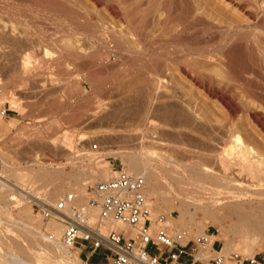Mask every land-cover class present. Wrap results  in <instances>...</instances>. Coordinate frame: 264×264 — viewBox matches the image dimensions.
Instances as JSON below:
<instances>
[{
  "label": "rangeland",
  "instance_id": "1",
  "mask_svg": "<svg viewBox=\"0 0 264 264\" xmlns=\"http://www.w3.org/2000/svg\"><path fill=\"white\" fill-rule=\"evenodd\" d=\"M121 1L122 0H61L60 2L64 6L67 5L66 7L68 9L80 16L76 17L75 14H69L60 9H54L47 5L35 3L33 0H0V18L2 17L4 22L10 19V21L7 22L9 25L15 20L12 24L16 22L14 25H16V27L18 25L22 29L17 27L19 33L17 31L15 32L18 33V36L20 34L22 37L21 34H23L22 39L18 36L17 39L19 40L20 38L21 42L24 38H27L28 41L30 39L31 41L34 39L37 41L29 42V47V45L26 44L27 40L24 39L26 45H24L23 42L22 44L24 46L20 47L21 45H17L20 49L13 44L11 45V43L6 40L0 41V45L3 47L0 48V94L9 95L14 91L13 93H15L16 100V105H12L6 100L5 103L0 106V110H7V114L10 116V118L4 117L2 123H0V158L5 160V172H3V175L5 174L15 179L14 177L17 176L16 173H20L21 175L26 174L21 180L15 179L17 184L14 186L12 185V188H5L3 194H0V207H2L0 208V219H2V221L0 220V232L2 240L5 243L9 244L15 241V246L19 248V255L32 261L34 264L98 263H96L95 260L88 259V255L90 254L89 250L85 248L82 250L80 245L71 249L75 257L77 256L80 259L79 262L75 260L65 262L60 256H58L59 258L55 256L54 258L52 257L46 260L36 256V254L31 251V241H28L30 239L27 238L24 233L25 224L40 226V230L46 234L50 232L46 230L49 219H44L41 215V207L44 205L42 206L41 203L31 197V193L35 192V194L47 204H50L47 200H54L53 203L55 204V202L65 194L73 192L78 195L77 202L84 203L87 194L92 193L94 186L98 182L108 180L114 177L120 169L126 168L123 154L120 153L122 151L133 150L136 146L139 147L138 149H146L149 147L158 152L173 154V160L186 161L194 160L190 158L192 157L190 154L195 155L196 152L198 153L199 149L204 150H202L203 152L201 153H205V149L206 152L210 153V150L213 148V150L219 148V151L221 147L225 148V145L228 144L227 141H229V136L227 137L228 133L218 127L220 121L227 117V110L224 108V105L217 98L207 94L203 88L195 84L190 78L184 76L179 68L180 63L173 60V58H181L187 55L189 51H198L205 45L216 48L223 35L219 26H230L231 22L235 21L247 26L249 20L235 17V15L231 13V10H229L230 8L222 6V4L216 0H192L191 2H193V5L200 7L202 12H204L203 16L206 18L204 19L205 21L213 20L217 24H221L209 29L208 24L204 20H200L198 17H190V19H188L189 21H187L188 25L186 23L181 26V17H179L180 12L186 11V6L181 0ZM162 15H164V17H162ZM165 16L167 18H165ZM216 16L221 19L216 18ZM210 17L213 19H210ZM135 18L137 19L134 20ZM146 18L148 19L146 20ZM156 18L157 20H155ZM140 19L142 21L145 20L147 24L146 22L140 21ZM163 19L165 21H163ZM200 21L201 23H199ZM136 22L142 24L140 31L141 29H145L144 32L147 31V34H143L145 38H142L140 41H138L134 35L138 31ZM143 23L147 25V28L144 27L145 24L143 26ZM202 23L205 25L203 24L202 26ZM260 23L263 24L264 20ZM165 25L167 26L166 28ZM250 31V28L243 29L244 33ZM16 33H13L15 35L13 38L16 37ZM68 36L70 38L76 37L77 39L80 37L83 38V40L82 38L80 39L82 40L80 42H82L83 48L85 47V53L82 57L76 58V48H66L65 41ZM64 37L66 40H64ZM199 38L201 41H199ZM256 38L260 44L262 43L261 46L264 48L263 34L257 32ZM2 42L5 46L2 45ZM32 43H35V45L32 46ZM46 48L50 51V55L54 57V60L52 64L46 68L39 67L38 70L34 72L35 74L24 72L20 69V65L16 63L18 61L20 63V57L25 50L34 49L33 51L36 55L38 53L39 55H37V57L40 58L43 56L44 49ZM10 50L13 51V54L10 53ZM8 52L9 54H7ZM12 57H15L12 61L7 60V58L11 59ZM81 59H84L85 62ZM79 61L84 65L87 63V67L85 68L84 66V69L82 66L83 64H80ZM112 61H115V65H112ZM155 63L160 65L164 64L163 67L167 69L166 80L169 84L165 80L167 84L165 85L167 86L166 89H168L169 86L170 89H168V91H163L164 94L168 92V95L159 97L155 99L154 102L148 98L146 94V91H148L146 87H149V83L147 84V82H144V84L138 80L144 76V73H147L146 76H148L149 69L147 68L149 65ZM78 64L81 65L83 69L81 67L78 68ZM65 65L68 66L66 67L67 69H65ZM108 66H110V69ZM99 67L103 70H99ZM72 71H79L81 76H83L79 87L75 90H72V87H66V80L70 76L69 73ZM86 77H89L90 80L89 78L86 79ZM259 80L261 82L258 80V82L254 81V85L259 86L257 90L261 93L260 95L258 93L259 96H257L262 98V96H264L262 95V93L264 94V88L262 87L264 85V78ZM224 82L221 83V86H224L223 90H226L225 92L227 95L238 102L242 101L247 104V97L243 94L245 87L241 82L239 83L238 80H226L225 85ZM144 85H146V87L142 89L141 86L143 87ZM261 87L262 89H260ZM172 92H174V95ZM170 93H172L171 95L175 98H172L175 106H177L176 103L178 104L179 101L181 102L183 100L182 102L185 105L187 104V106H185L181 103L183 104V106H181L183 111L186 112L187 110V113L192 116L194 115L197 121L200 123L203 122L202 124L199 122L197 123L200 124L198 126L199 129L201 127L199 131L201 133L198 131H189V129L185 128H176L173 126L174 124L167 126L163 124L162 119H164L168 112L165 110V107H167V109L170 108L168 109L170 111H176L178 107H180V104H178L177 107H169V102L173 105V103H171L173 101L170 100L172 97ZM142 95L144 98L141 97ZM168 96H170V98ZM257 96L256 98L253 97L252 100L255 98L257 100L254 99L253 101L256 104H263V98L261 99ZM241 97H243V100H241ZM161 101H169L166 102V106L163 105L164 109L162 108L163 103ZM258 101L262 102L259 103ZM79 103H81L82 106L81 104L79 105ZM188 104L190 109H188ZM151 107L152 109H150ZM171 108L177 109L171 110ZM164 110V115H161ZM135 112H137L136 115L138 116H135L137 117L136 119H134L133 116ZM148 112H150V115L151 112L153 115L156 114L152 116L155 117V119L157 116V124L155 126L145 125L141 128L142 130L137 129V127H140L138 125L141 124V121L143 122L142 119L145 118L144 116H146ZM195 113L199 116L195 115ZM142 114H144V116ZM80 116L81 118H79ZM133 121L136 122L134 123ZM235 122V124H237V126L235 125L237 129H235V127L234 129L237 130L236 132L238 133H235V131L233 133L240 134V136L243 137L246 142L253 145L256 150L264 153V130L253 121L250 113H248L246 109H243L239 113V116H236ZM155 127L157 129H155ZM158 128L162 130L158 132ZM217 129H219V132ZM164 130L167 132L164 133ZM182 131H185L186 134L189 132L187 134L188 137H192L193 140L196 141V144L195 141L192 140L191 142V140H188V137L185 136L186 134L184 135ZM161 132L164 135H162ZM207 132L209 133L208 135ZM202 133L205 134H203L204 139H202L205 141V143L203 141L205 145L201 144L202 140L198 139L200 134L202 136ZM144 135L146 138L143 140V138L140 137ZM215 135L218 140L214 138ZM220 135L224 136L222 137L223 139L219 137ZM152 136L155 139H152ZM208 136L212 139L210 145H207L209 142L208 140H210ZM148 139H152L153 141L151 142V140L149 141ZM186 142H188V144ZM213 142L216 143L212 144ZM225 142H227V144H225ZM197 143L198 145L201 144V147L204 146L205 149L198 146ZM94 144H97L98 148L95 149L93 147ZM185 149L189 151V154L186 153ZM207 149L210 150L207 151ZM211 153H213V151H211ZM205 154L209 156L207 157L208 159L210 158V160L207 159L205 161L210 162L211 165L214 164L212 166H216L217 168L218 164H216V160L212 159L213 157H210L209 154ZM154 160H156L154 163L157 168L166 165L164 162L161 163L159 161L160 159ZM99 167H107L111 169L113 173H111L110 177L107 179L95 175V171ZM45 171H49L50 175L44 176L43 173ZM81 171H88L89 176H87V179L80 181L78 191H73L67 183V178L70 173ZM163 179L164 178L161 179V183L165 185L167 180ZM61 182L64 183L63 191L59 196H56L55 189ZM195 190L196 189H189L188 196V190H181L186 193H182L181 199L180 195L176 194L174 190L171 188L170 190L167 189L164 193L167 200L161 205L153 204V198L151 197L150 201L152 202L153 216L165 214L167 220L170 219L171 226H169L170 232L172 233L186 231L188 238L193 239L198 236H203V234L208 235L207 233H209L213 244L217 238H221L223 248L225 244L227 246V248L223 249V252L228 255L231 253H240L244 257H252L260 252H264V239H262L259 244L254 246L253 251L249 253L247 247L251 243L236 237L237 234L235 230L233 231V229H231V220L229 218L224 216L217 220L210 216L204 217V208L208 212H212L213 210L216 211L215 209L219 207H206L203 200H201V203L199 201L200 204L198 202L195 204V201H191L193 197H197L198 192ZM191 191L193 193H191ZM26 195H28V197ZM53 203L51 204L54 205ZM27 205L30 206V213L34 217L33 220L28 218V212H24V208ZM195 205L199 206L196 214L193 216L192 214H186L181 218L179 207L186 206L193 212L196 207ZM221 208L223 207H220V209ZM3 210L7 212L4 213ZM221 212H223V210ZM88 218L90 219V217ZM106 225L107 224L104 226ZM189 225H192V228H190ZM10 226L13 227V229H11ZM110 229H107V232H109ZM7 233H10V236ZM222 233L226 235L227 238H222L224 236ZM140 238L141 237H138V239H136L137 245L140 242ZM37 239L43 246L50 243H47L48 240L40 237H37ZM40 239L44 241V243H42ZM22 244L24 245L23 247ZM240 248L246 249V252L240 251ZM204 251H206L207 254L202 256L201 254ZM26 253H28V255ZM103 254H105V251L99 250V254H95V256L100 257L102 262L100 264H108ZM194 254L195 258H197L196 262L193 263V256H187L191 258L188 264H212L209 258L216 253L210 249H203L202 246H200V249L195 251ZM55 260L57 262H55ZM180 261L181 257L176 262L170 259L161 264H179ZM234 263L237 264L236 262ZM132 264H135V262Z\"/></svg>",
  "mask_w": 264,
  "mask_h": 264
},
{
  "label": "bare ground",
  "instance_id": "2",
  "mask_svg": "<svg viewBox=\"0 0 264 264\" xmlns=\"http://www.w3.org/2000/svg\"><path fill=\"white\" fill-rule=\"evenodd\" d=\"M33 1L35 3L50 6L51 8H54V9H60L62 11H65L66 13L68 12L69 14H75L76 17H80L78 14H76L72 10L68 9L66 7L67 5L64 6L60 2L61 0L60 1L59 0H33ZM122 1H127V0H122ZM181 1L184 2L183 4H185V6H186V9H185L186 11H184V12L181 11L182 13L180 12L179 17H181L180 18V23H182L181 26L183 24H186V23L188 25L187 21H189L188 19H190V17L191 18L192 17H196V18L198 17L200 20L206 19L203 16L204 12H202L200 7L193 5V2H191L192 0H181ZM216 1L221 3L222 6H225L226 8H230L229 10H231V13L234 14L235 17L244 18V19L249 20V24L246 26L243 23L235 21V22H231L230 26H226V27L222 26L221 27L218 25L221 23L217 24L215 21H213V20L211 21L209 19H208L209 21L204 20L208 24L209 29H212V27H217V25H218L220 28V31H222V34H223L222 39H221L220 43L217 45V47L212 48L209 45H205V46L201 47L198 51L197 50L189 51V53L187 55H185L181 58H173V60L178 61L180 63L179 68H180L181 73L184 76L190 78L195 84H197L199 87L203 88L207 92V94L211 95L212 97L217 98L224 105V108L227 110V113H226L227 117L225 119L221 120L220 124H218V127L220 129H222L228 133V135L225 134V135H227V137L229 136V141H227L228 144H227V142H225V144H227V145H225L226 147L225 148L221 147V150H219V151H218V149H219L218 147H216L218 149L215 148L216 150H213L214 148L212 150L207 149V151L210 150V153H211V151H213V153H211V154L206 152L205 147L200 146L201 144L205 143V141L202 140V139H204L203 138V136L205 135L204 133H202V136L200 134L199 138H198L199 140H202V143L201 144L199 143L200 145H198V143H197L198 146L205 149V153H207V155L209 154L210 157L211 156L213 157L212 159L216 160V164H218L217 165L218 167L216 168V166L215 167L212 166L214 164L211 165L210 162L205 161L208 159L207 157H209V156H206L205 153H201L204 151L203 149H199L198 153L196 152L195 155L190 154L192 156L190 158L194 159V160H186L188 162H186L184 160H182V161L181 160H173L172 159L173 154H169L168 152H165V153L158 152V151H155L153 148H149V147H147L146 149H144V148L138 149L139 147L136 146V148L133 150L122 151L120 153L123 154V157H124V162H125V166H126L125 170L132 173V174L141 175L145 178V180H146V195H147V198H148L149 203L151 205V208H152V202L150 201V198L151 197L153 198V204L155 203L157 205H161L164 201L167 200V198L164 196V193L166 192L167 189L170 190V188H171L172 190H174V192H176V194L180 195L181 199H182V193L186 194L185 192H183L181 190H183V189L185 191L188 190V192H187V196H188L189 189H192V190L196 189L195 191L198 192L199 195L197 194V197H195V198L193 197V200H191V201H193V202L195 201L194 203L196 204V202L199 203V201H200V203H201V200H203L205 203L204 205L206 207H209V206L219 207V208L215 209L216 211L213 210L212 212H208L204 208L203 209L204 217L210 216L211 218H214L217 220H219V218H222L224 216L229 218L231 220V222H230L231 229H233V231L235 230V232L237 234V236L236 235L235 236L238 239L240 238L245 242L251 243L247 247L248 252L251 253L254 249V246L259 244L261 242V240L264 239V153H261L258 150H256V148L253 145H251L250 143L246 142V140L243 137H241L240 134H235V133H238V132H236L237 130H235V129H237L235 127V125L237 126V124H235L236 123L235 121H236V116L237 115L239 116V113L243 109H246L248 111V113H250V116L253 118V121L261 129L264 130V96H262L264 94L262 93V95H261L263 98V104H256L253 101L259 93L258 92L259 90H257L259 88V86L254 85V83L257 80L260 81L259 79L264 78V48L261 46L262 43L260 44V42L257 40V38H259V37L256 38L257 32L262 33L263 37H264V23L263 24L260 23L264 20V0H216ZM194 3H195V1H194ZM180 4H181V2H180ZM197 5H199V4H197ZM114 6H115V4H114ZM165 12H167V11H165ZM147 13H148V11H147ZM172 13H173V11H172ZM178 13H176V14H178ZM43 14H45V13H43ZM142 17H143V15H142ZM162 17H164V15H162ZM167 17H168V15H167ZM167 17L165 16V18H167ZM176 17H178V16H176ZM22 18H23V16H22ZM137 18H135L134 20H136ZM216 18L221 19L218 16H216ZM4 19H6V18H4ZM34 19H35V17H34ZM147 19L148 18H146V20ZM210 19H213V18L210 17ZM12 20H13V18H12ZM155 20H157V18ZM9 21H10V19H9ZM9 21L7 19V22H9ZM14 21H12V22H14ZM137 21H139V20H137ZM140 21H142V20L140 19ZM163 21H165V20L163 19ZM7 22H4L2 17L0 18V41L6 40L7 42L11 43V45L13 44L16 47H17V45H21L20 47H22V46L28 44L29 42L31 43L33 41H36L35 39L34 40L32 39L33 41H31V39L28 41L27 38H24L25 40H27V42L25 44V40L23 39L22 40V42L24 43V45H23L20 38H19V40L17 39L18 37H21L20 34L18 36L19 31H18L17 27H19V26L17 25V27H16V25H14L16 22L14 24H12V22H11V24H10L11 26L9 24H7ZM142 22H146V21L144 20ZM199 23H201V21ZM204 23H202V26ZM144 24L145 23H143V26H144ZM146 24H147V22H146ZM146 24L144 27L147 26ZM160 24H162V23H160ZM31 25H32V23H31ZM152 27H154V26H152ZM166 27L167 26L165 25V28ZM61 28H63V27H61ZM140 28H142V24L137 23V30L138 31L134 35L138 41H140L142 38L143 39L145 38V35L143 36L144 33L147 34L146 33L147 31L144 32L145 29L144 30L141 29V31L143 32L142 33L140 31ZM244 28H250L251 31L248 33H244L243 32ZM19 29H21V27H19ZM74 29H75V27H74ZM15 31H17L18 33H16ZM78 32H80V31H78ZM13 33L17 34L15 38H13V36H15ZM20 33H22V32H20ZM104 33H106V32H104ZM21 35L23 37V34H21ZM77 35H78V33H77ZM85 35H87V34H85ZM148 36H149V34H148ZM22 37H21V39H22ZM68 37H66L67 40L64 37V40H66L65 41L66 42V44H65L66 48H68V49L69 48H74V49L76 48L77 49L76 58L82 57L85 53V49H84L85 47L83 48V46L81 44L82 42H80V41H82L83 38L80 36H79L80 38H78V39L76 37H74V38H72V37L68 38ZM81 38H82V40H80ZM211 40H212V38H211ZM199 41H201V39ZM205 41H203V42H205ZM209 41H210V39H209ZM2 45H4L3 42H2ZM31 45L34 46L35 43H32ZM36 45H38V44H36ZM29 47H30V45H29ZM0 48H3V47L0 45ZM17 48H19V47H17ZM68 49H66V50H68ZM13 50H14V48H13ZM33 50L32 49L25 50L24 53L22 54V56L20 57V63H19V61L16 62L20 65V69H22L24 72L34 73L35 71L38 70L39 67H41V68L42 67H45V68L48 67L49 65L52 64V62L54 60V57H51L50 51L47 48L44 49V54L40 58L37 57V55H39V54L36 52L37 53V55H36ZM14 52H16V51H14ZM42 52H43V50H42ZM135 52H137V51H135ZM10 53L13 54V51L10 50ZM7 54H9V52ZM3 57H4V55H3ZM14 58L15 57H12L11 59L7 58V60L12 61V59H14ZM59 61H61V60H59ZM82 61L85 62L84 59ZM114 62L112 63V65H115ZM81 63L82 62H80V64ZM88 63H90V62H88ZM86 64L82 65L83 68H84V66H85V68L87 67ZM163 65L164 64L160 65V64H156V63L149 65V67L147 68V69H149V75L146 76L147 73L145 74L144 72H142V73H144V76L146 78L144 76H142V73H141L142 78H139L140 80H138L139 82L141 81L143 83L144 82H147V84L149 83L148 84L149 87H146V85H144L143 87L141 86V88L144 89L146 87V89H148V91H146V94H147L148 98H150L152 101H154L155 99H158L159 97H164V96L169 94L168 92H167V94H164V92H163V91H168V89H170L169 88L170 86L168 87V89H166L167 88L166 82H168L166 80L167 69H165L163 67ZM82 66L79 65L78 68L79 67L82 68ZM66 67H68V66L65 65V69H67ZM100 67H102V66H100ZM100 67H99V70L100 69L103 70ZM108 67L110 69V66H108ZM112 67H114V66H112ZM104 69H105V67H104ZM93 70H95V69H93ZM92 72H91V74H92ZM69 75L70 76L66 80V87L67 88L72 87V90H75L76 88L79 87V84L81 83V81L83 79V76H81L79 71H72L71 73H69ZM87 78H89V77H86V79ZM89 80H90V78H89ZM165 80H166V82H165ZM226 80H231V81L232 80H238L239 83L241 82V84L244 85L245 89L243 90V94L246 95V97H247L246 98L247 104L243 103L242 101L238 102L234 98H232L226 94V92H225L226 90L225 91L223 90L224 86L223 87L221 86V83L224 81L226 82ZM139 82H138V84H139ZM225 82H224V85H225ZM135 83H137V82H135ZM168 84H169V82H168ZM132 85H133V83H132ZM262 87L264 88V85ZM262 87L260 89H262ZM240 89H242V88H240ZM10 91H11V89H10ZM13 92L10 93L9 95L0 94V106L2 104H4L6 100H8L12 105L13 104L16 105L15 93H13ZM169 92H170V90H169ZM172 93L174 95V92H172ZM172 93H170V96H172L171 95ZM260 93H259V95H260ZM160 94H161V96H160ZM170 96H168V97L170 98ZM141 97H143V95ZM168 97H166V98H168ZM253 97H255V98L252 100ZM145 98H146V95H145ZM172 98L175 99L174 96H172L170 99L172 101H173ZM241 98L240 99L243 100V97H241ZM258 98H261V97H258ZM255 100H257V99H255ZM177 101H179V100H177ZM182 101L181 102L179 101L180 103L178 102V104H180V107L183 106V104H184ZM164 102L165 101L162 102L163 103L162 108H163V105L166 106V102H169V101H166L165 104H164ZM260 102H262V101H260ZM171 103H173V105L170 104V102H169V105H170L169 107H171V106L177 107L178 106V104L176 102L175 103L177 106H175L174 101ZM181 103H183V104H181ZM80 104L81 103H79V105ZM81 106H82V104H81ZM185 106H187V104ZM180 107H178V110H176V111H170V110H168L170 108L167 109V107H165V110L168 112H167V115H165L164 119H162L163 124H165L166 126L170 125V124L171 125L174 124L173 126H175L176 128H185V129H189V131L191 130V131H198L199 132L201 127L199 129L198 125L202 124L203 122L200 123L199 121H197L195 119L194 115L192 116L191 114H188L187 110L185 112V111H183L182 107H181V109H180ZM189 107L190 106L188 104V109H190ZM150 109H152V107ZM174 109H177V108H174ZM174 109L171 108V110H174ZM165 110L163 111V113L161 115H164ZM151 111H154V110H151ZM3 112H4V109L0 110V116H1L0 117V123H2L4 117L10 118V116L8 114H6V113L4 114ZM137 112H135V114L133 113L134 119H136L138 117L136 115ZM142 115L144 116V114H142ZM152 115H153L152 112H151V115H150V112H148V114L146 116H144L145 118L142 119L143 122L139 119L141 121V124L138 125L140 127H137V129H141L145 125L146 126H155L157 124L156 121H158L156 119H158V118H157V116H156V119H155V117H153L156 114H154L153 116ZM195 115L199 116L196 113H195ZM135 116H137V117H135ZM161 117H163V116H161ZM79 118H81V116ZM159 119H160V117H159ZM160 121H161V119H160ZM133 122L135 123L136 121H133ZM198 122L200 124H197ZM234 127H235V129H234ZM155 129H157V128L155 127ZM185 129H183V130H185ZM160 130H162V129L158 128V132ZM218 130L219 129H217V131ZM149 131H151V130H149ZM185 131L184 132L182 131L184 133V135L186 134ZM234 131H235V133H233ZM166 132L164 130V133H166ZM188 133L189 132H187V134ZM199 133H201V132H199ZM161 134L164 135L162 132H161ZM187 134L185 136L188 137ZM208 134L209 133L207 132V135ZM156 135H158V134H156ZM212 135H214V134H212ZM144 136L143 137L141 136L140 138H143V140H144V138H146V136L145 137ZM193 136H195V135H193ZM209 136H208V138L210 139ZM168 137H169V135H168ZM219 137L222 138L224 136L220 135ZM214 138H216V135L214 136ZM152 139H155V138L152 136ZM152 139H150L151 142L153 141ZM173 139H174V137H173ZM184 139H183V141H184ZM187 139L191 140V142L193 140L192 137H188ZM143 140H142V142H143ZM199 140H198V142H199ZM193 141H195V140H193ZM203 141H204V143H203ZM208 141L209 142L207 145H210L212 142V139H210ZM178 142H179V140H178ZM188 142H186V143L188 144ZM153 143H156V142H153ZM215 143L213 142L212 144H215ZM189 144H190V142H189ZM195 144H196V141H195ZM212 146H214V145H212ZM183 149H184V147H183ZM188 152L189 151L186 150V153H188ZM190 155H188V156H190ZM154 159H160L159 161L161 163L164 162V164L166 163V165L163 164L164 166L157 168V167H155L154 162L156 160H154ZM208 160H210V158ZM212 163H213V161H212ZM4 170H5V160H3V158H0V194H3L5 188H12V185L14 186L15 184H17L15 182V179L21 180V178L26 176V174L21 175L20 173H16L17 176L14 177L15 179H13L9 176H6L5 174L3 175V172H5ZM111 173H113V171L107 167H99L95 171V175H98V176L106 178V179L108 177H110ZM43 175L44 176L50 175L49 171H45L43 173ZM87 176H89L88 171L70 173L68 178H67V183L72 188L73 191H78L80 181L83 179L84 180L87 179ZM162 178L167 180L165 185L161 183ZM63 182H61L60 184L57 185V187L55 189L56 196H59L62 193L63 188H64ZM193 186L194 187L196 186V187L194 188ZM195 191H194V193H195ZM191 193H193V192L191 191ZM26 196L28 197V195H26ZM30 196L33 197L34 199H36L39 203H41L42 206L43 205L44 206L45 205L51 206L52 205L51 203H53V201H54V200H52V201L47 200L48 203H50V204H47V203L43 202L42 199L39 198L37 196V194H35V192L31 193ZM187 196H186V198H187ZM183 197H185V196H183ZM190 199H191V197H190ZM198 203H197V205H198ZM197 205H195L196 207L194 208L193 212H191V209L187 208L186 206L185 207H179V213H180L181 218L184 217L186 214H190V215L192 214V216L194 214H196V211L199 207ZM220 207H223V208H221L223 210V212H221L222 210L220 209ZM0 208H2V207H0ZM3 211H2V213H3ZM5 212H7V211H4V213ZM24 212L25 213L28 212V218L29 219H32V220L34 219L33 215H31V213H30L31 209H30L29 205L25 206ZM98 212H99V210L97 207H89V209L87 210V215H88V217H90V222H93V221H95V219H97ZM0 220L2 221V219H0ZM81 220L84 221V217L81 218ZM3 223H4V221H3ZM105 224H107V225L102 228V232L105 235L100 236L105 241H106V235H108V233L110 232V231L107 232V229H110V228H111L110 230L114 229L117 232L131 233V234H133V236L136 239H138V237H140L139 236V230L136 227H132V226L126 225L122 222H117V221H112V220H106L104 225ZM166 224L171 226L170 219L167 220ZM7 225H10V224H7ZM11 226H10V228L13 229V227H11ZM189 227L192 228V225H189ZM46 230L50 231L51 233H54L55 239H50L49 234H46L40 230V226H34V225L27 224V223L25 224V228H24L25 232L24 233L27 236V238L30 239V240H28V241H31L30 242V245H31L30 249H31V251H33L34 254H36V256H38L42 259H46V260L51 259L52 257L54 258L55 256L57 258H59L58 256H60L65 262L66 261L70 262L71 260H75L76 262H79L80 259L77 256L75 257V254L71 250L72 248L64 245L61 241V236L65 230V226L62 222H60L59 220H56V219H49V221L47 222V225H46ZM207 234L208 235L203 234V236L206 237L208 239V241L204 242L201 246L203 249L212 250L213 243H212V240L210 239L211 235L209 233H207ZM8 235L10 236V233ZM37 237H40L42 239H46V240H48L47 243H49V242L50 243L45 244L43 246L38 241ZM222 238H227V236L224 235ZM13 242L14 243H9V244L5 243L2 240L1 232H0V264H34L32 261H29L28 259L21 257L19 255V253H18L19 248L17 246H15L16 242L15 241H13ZM42 243H44V241H42ZM139 244H140V242H139ZM23 246L24 245L22 244V247ZM225 248H227L226 244L224 245L223 249H225ZM78 249H80V248H78ZM239 250L244 252V253L246 252V249H244V248H240ZM206 251L202 252L201 255L205 256L208 252V251L207 252ZM26 254L28 255V253H26ZM43 262H45V261H43ZM55 262H57V261L55 260ZM134 262H135V264H152L147 260H142V259L137 258V257L135 259H133L131 264ZM236 263L240 264L238 262H236ZM75 264H77V263H75Z\"/></svg>",
  "mask_w": 264,
  "mask_h": 264
},
{
  "label": "built area",
  "instance_id": "3",
  "mask_svg": "<svg viewBox=\"0 0 264 264\" xmlns=\"http://www.w3.org/2000/svg\"><path fill=\"white\" fill-rule=\"evenodd\" d=\"M3 113L7 114V110ZM93 147L96 149L98 145L94 144ZM77 200V194L67 193L54 205L41 207V215L44 219H56L64 224L65 230L61 236L64 245L70 248L80 245L92 255L104 250L103 256L108 264H131L136 257L152 264H161L164 258L176 262L181 256H193L196 261L194 252L208 241L204 236L188 238L186 231L170 232L165 214L153 216L146 195L145 178L125 169H120L108 180L98 182L92 193L87 194L84 203H78ZM89 207L99 210L94 222L88 218ZM83 217L84 221L81 220ZM106 220L138 228L140 244L137 246L133 234L114 229L106 235V241L103 240L100 236L105 235L102 228ZM48 234L50 239H55L54 233ZM212 251L216 253L209 258L212 264H261L257 256L225 254L221 241L214 242Z\"/></svg>",
  "mask_w": 264,
  "mask_h": 264
},
{
  "label": "crops",
  "instance_id": "4",
  "mask_svg": "<svg viewBox=\"0 0 264 264\" xmlns=\"http://www.w3.org/2000/svg\"><path fill=\"white\" fill-rule=\"evenodd\" d=\"M216 241H221V238H217L215 240V242ZM80 247H81L82 250L84 249L82 246H80ZM255 256L258 257V259L261 261V264H264V255H263V252H260V253L256 254ZM88 259L95 260L96 263H98V264L102 263L99 256H95V255L89 254L88 255ZM190 260H191V258H188L187 256H181V261L179 262V264H188ZM166 261H169V260H166V258H164L163 262H166ZM195 262L196 261H193V263H195Z\"/></svg>",
  "mask_w": 264,
  "mask_h": 264
}]
</instances>
